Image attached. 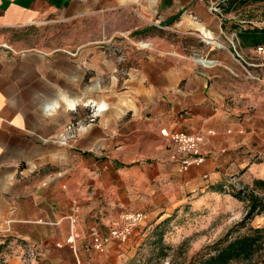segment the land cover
<instances>
[{"label":"crops","instance_id":"0c3cea01","mask_svg":"<svg viewBox=\"0 0 264 264\" xmlns=\"http://www.w3.org/2000/svg\"><path fill=\"white\" fill-rule=\"evenodd\" d=\"M230 5V0H0V230L6 225L18 239L41 243L55 251L58 262L69 264L83 254L95 216L102 215V224L120 216L112 227L121 224L127 211L114 204L173 201L197 189L216 193L235 179L254 190L256 180L264 181V55L257 50L264 46V31L255 30L264 24L240 17ZM68 17L101 18L112 25V35L163 25L184 30L209 44L211 63L197 62L185 48H139L125 78L127 89L100 95L95 91L100 79L114 68L108 51L78 48L73 54L26 43L37 39L32 31L42 32L48 20L63 23ZM3 41L15 43L20 53L3 49ZM89 96L98 114L83 125L90 113L84 117L79 107ZM73 122L80 127L68 139ZM163 128L203 134L207 160L182 170ZM255 191L264 196V188ZM73 227L77 239L71 244Z\"/></svg>","mask_w":264,"mask_h":264},{"label":"rangeland","instance_id":"374dc122","mask_svg":"<svg viewBox=\"0 0 264 264\" xmlns=\"http://www.w3.org/2000/svg\"><path fill=\"white\" fill-rule=\"evenodd\" d=\"M230 7L240 17L254 19L259 25L264 24V0H235ZM48 21L43 24L42 32L39 28L32 31L37 39L27 40L26 43L43 44L73 54L78 48H99L108 51V58H113L114 68L104 74L103 80L99 81L98 90H95L100 95L113 92V96H117L119 91L127 89L125 78L132 64L137 63L135 50L139 48L151 51L185 48L188 49L185 52L194 58L199 56L207 58L209 54L207 42L197 36H189L184 30L165 25L157 29L141 28L127 36L126 32L112 35V25H107L98 17H68L63 23ZM14 44L3 41L1 47L15 55L20 52ZM89 81L88 75L84 83L86 87L89 86ZM88 98L92 97L84 99L79 107L84 117L92 111V104ZM88 119L82 124L88 123L90 121ZM69 127L75 130L80 124L73 122L68 125L67 137L74 138V131ZM85 154L95 155L94 152L88 151ZM98 157L106 159V156L100 153ZM226 185L220 187L216 193H206L197 189L188 193L186 197L173 201H156L146 205L145 201L138 198L129 200L128 206L121 202L114 204L116 207L124 208L121 213L132 210L144 213L143 221L131 238L126 242L112 241L104 251L94 249L90 228L96 225L102 233L107 234L114 222L120 219L119 216L111 221V224H102V215L95 216L87 235L83 238V244H87L83 254H79V257L69 264H189L198 253L202 255L212 251L220 241L225 244L226 238L230 240L245 234L258 223L263 226L264 215L256 216L242 224L249 203L243 197L232 194L240 190L244 192L243 196H246L251 193L253 187L238 179L227 182ZM101 203L105 202L101 200ZM144 204L146 206L142 207ZM6 229V225H2L0 230V264H67L58 262L59 257L55 251L50 253L40 246L41 243L30 244L18 239ZM70 257L69 253H64L63 259L71 260Z\"/></svg>","mask_w":264,"mask_h":264},{"label":"built area","instance_id":"2783aa9c","mask_svg":"<svg viewBox=\"0 0 264 264\" xmlns=\"http://www.w3.org/2000/svg\"><path fill=\"white\" fill-rule=\"evenodd\" d=\"M260 54L264 55V46L257 47ZM248 75L251 78H257L247 70ZM98 111L92 110L89 116L90 121H95ZM70 130H73L72 127ZM161 133L164 137L169 138L176 145V151L172 155V158L179 160L181 169L188 170L192 165H201L207 160L208 154L203 148L205 137L203 134L192 133L185 130L171 131L167 128L161 129ZM214 133V131H209ZM227 186V185H224ZM144 219V213L142 211H127L122 214L121 224L112 227L109 233H102L96 225L90 228L91 243L94 249L98 251H104L105 247L112 241L126 242L133 235L135 229L140 225ZM77 217H72V222L75 224ZM76 229L73 227L71 236L67 241L74 244L76 241Z\"/></svg>","mask_w":264,"mask_h":264},{"label":"trees","instance_id":"16d2710c","mask_svg":"<svg viewBox=\"0 0 264 264\" xmlns=\"http://www.w3.org/2000/svg\"><path fill=\"white\" fill-rule=\"evenodd\" d=\"M230 2L232 5L235 0H230ZM229 9L232 10V7ZM255 30L257 32L264 31L259 27H256ZM258 44L261 43L258 42ZM257 188H264L263 180L255 181V189ZM255 189H252L251 193L246 196H243L244 192L242 193L240 190L232 193L236 197H243L249 203V208L241 221L242 224L264 213V196L257 193ZM199 254L189 264H234L235 262L262 264L264 263V225L252 226L247 233L230 240L226 238L225 244L220 241L212 251Z\"/></svg>","mask_w":264,"mask_h":264},{"label":"bare ground","instance_id":"6f19581e","mask_svg":"<svg viewBox=\"0 0 264 264\" xmlns=\"http://www.w3.org/2000/svg\"><path fill=\"white\" fill-rule=\"evenodd\" d=\"M195 59H196L197 62L202 63V64L203 63L206 64L209 61L206 58L200 57V56L199 57H196ZM101 107H104V105H101Z\"/></svg>","mask_w":264,"mask_h":264},{"label":"water","instance_id":"95a60500","mask_svg":"<svg viewBox=\"0 0 264 264\" xmlns=\"http://www.w3.org/2000/svg\"><path fill=\"white\" fill-rule=\"evenodd\" d=\"M208 63H211V62L208 61Z\"/></svg>","mask_w":264,"mask_h":264}]
</instances>
